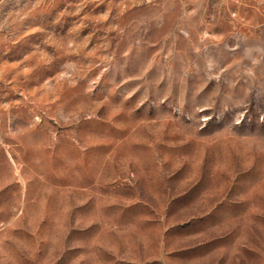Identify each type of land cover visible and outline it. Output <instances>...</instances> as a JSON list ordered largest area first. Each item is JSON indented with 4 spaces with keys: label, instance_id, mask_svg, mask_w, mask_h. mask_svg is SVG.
I'll return each mask as SVG.
<instances>
[{
    "label": "rangeland",
    "instance_id": "1",
    "mask_svg": "<svg viewBox=\"0 0 264 264\" xmlns=\"http://www.w3.org/2000/svg\"><path fill=\"white\" fill-rule=\"evenodd\" d=\"M0 264H264V0H0Z\"/></svg>",
    "mask_w": 264,
    "mask_h": 264
},
{
    "label": "built area",
    "instance_id": "2",
    "mask_svg": "<svg viewBox=\"0 0 264 264\" xmlns=\"http://www.w3.org/2000/svg\"><path fill=\"white\" fill-rule=\"evenodd\" d=\"M149 1H151V0H146V2H149Z\"/></svg>",
    "mask_w": 264,
    "mask_h": 264
}]
</instances>
